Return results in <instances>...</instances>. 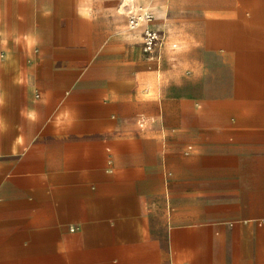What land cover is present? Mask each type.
Masks as SVG:
<instances>
[{"label":"crops","instance_id":"1","mask_svg":"<svg viewBox=\"0 0 264 264\" xmlns=\"http://www.w3.org/2000/svg\"><path fill=\"white\" fill-rule=\"evenodd\" d=\"M127 4L0 0V264H264V0Z\"/></svg>","mask_w":264,"mask_h":264},{"label":"rangeland","instance_id":"2","mask_svg":"<svg viewBox=\"0 0 264 264\" xmlns=\"http://www.w3.org/2000/svg\"><path fill=\"white\" fill-rule=\"evenodd\" d=\"M42 0H36L39 3ZM50 1H65L69 7L82 6V12L88 19L78 20L74 17L68 18V23L72 25V31L81 32L82 30H95L96 28L104 30L107 34H114L118 36L116 39H112L110 42L102 44V54L108 57H117L123 55V52L119 48L123 46L122 36L126 35L130 38V50L132 60H137L139 55V35L140 46L142 52L147 53L148 57L157 56L155 49L152 52H145L142 46V37L139 30L130 29V17L140 14L135 9L130 8L127 4V0H50ZM114 29L115 31L111 30ZM70 33V32H69ZM139 39V40H140ZM158 44V43H157ZM156 44V46H157ZM116 64V63H115ZM138 64L136 63V67ZM153 70V67H149Z\"/></svg>","mask_w":264,"mask_h":264},{"label":"built area","instance_id":"3","mask_svg":"<svg viewBox=\"0 0 264 264\" xmlns=\"http://www.w3.org/2000/svg\"><path fill=\"white\" fill-rule=\"evenodd\" d=\"M139 13L130 17V29L140 31L143 50L152 52L160 40V32L151 26L154 14L150 9H145Z\"/></svg>","mask_w":264,"mask_h":264}]
</instances>
